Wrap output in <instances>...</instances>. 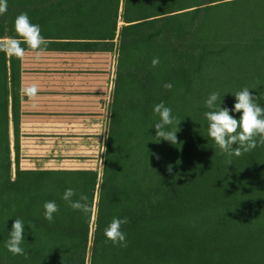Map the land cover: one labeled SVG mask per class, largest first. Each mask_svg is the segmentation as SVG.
Instances as JSON below:
<instances>
[{
  "label": "trees",
  "instance_id": "16d2710c",
  "mask_svg": "<svg viewBox=\"0 0 264 264\" xmlns=\"http://www.w3.org/2000/svg\"><path fill=\"white\" fill-rule=\"evenodd\" d=\"M16 4L7 0L0 38H19ZM63 8L99 10L102 30L71 38L104 43H112L120 15V53L142 46L125 75L144 94L136 103H145L133 112L126 147L117 140L123 129L110 126L100 177L94 168L21 169L20 66L0 51V264H264V143L257 136L239 156L221 152L207 136L203 104L215 91L231 109V92L249 87L264 106V0H65ZM161 101L180 119L176 144L154 140L152 108ZM66 188L73 201L87 196V212L61 199ZM50 200L58 205L52 222L42 214ZM17 217L25 223L23 255L4 246ZM113 217H127L124 246L104 235Z\"/></svg>",
  "mask_w": 264,
  "mask_h": 264
},
{
  "label": "rangeland",
  "instance_id": "374dc122",
  "mask_svg": "<svg viewBox=\"0 0 264 264\" xmlns=\"http://www.w3.org/2000/svg\"><path fill=\"white\" fill-rule=\"evenodd\" d=\"M85 13L88 14V11H84V16ZM99 13V10L92 12L94 15L91 21H86L84 17V34L102 30L98 19ZM187 20L183 16L180 21L185 23ZM124 23L119 15L117 31L112 43H84V48L98 49L84 51V117L78 116L81 114H72L70 121L56 123L64 124L65 128L20 129L17 158L21 169L94 168L98 170L100 177L110 126L115 125L123 129L117 136L118 143L122 144V147H126L132 140L131 128L137 122L133 112L144 106L145 102L136 103L135 99L137 97L143 99L144 94L140 93L135 80L127 77L125 72L141 53L142 46L131 45L120 53L119 29ZM106 47L107 49H104ZM78 67L82 66L72 65V68H76L72 71H80ZM101 128H106L107 136L102 132L97 134ZM9 134L10 176L13 179L17 158L13 148L11 122ZM103 147L104 151L99 152Z\"/></svg>",
  "mask_w": 264,
  "mask_h": 264
},
{
  "label": "crops",
  "instance_id": "0c3cea01",
  "mask_svg": "<svg viewBox=\"0 0 264 264\" xmlns=\"http://www.w3.org/2000/svg\"><path fill=\"white\" fill-rule=\"evenodd\" d=\"M16 3L15 15L26 12L47 41L37 50L21 45L25 54L18 58L19 129L65 128L64 124L56 123L70 121L72 114L84 117V51L98 50L84 49V43L100 42L71 38L74 36L71 33L84 37V17L92 19L94 14L88 11L84 16L83 11L64 9L65 0H16ZM36 3L46 7L34 9ZM56 5L58 8H53ZM72 65L82 67H78L80 71H72L76 69ZM31 84L37 86L34 97L23 91Z\"/></svg>",
  "mask_w": 264,
  "mask_h": 264
},
{
  "label": "clouds",
  "instance_id": "9594fccd",
  "mask_svg": "<svg viewBox=\"0 0 264 264\" xmlns=\"http://www.w3.org/2000/svg\"><path fill=\"white\" fill-rule=\"evenodd\" d=\"M7 9V0H0V15ZM13 28L19 38L11 37L0 40V51H4L9 56L22 58L25 54V49L21 47L23 42L29 48L37 50L41 45L46 44V39L40 35V27L38 24L31 23L26 12L19 13L13 21ZM158 63L157 58H153L151 64L155 66ZM165 88L171 89V83H165ZM249 87H244L236 92H231L234 95V103L231 109L221 107V94L213 91L210 92L203 101L204 107L208 109L204 112L207 121V136L210 137L219 150L228 156H239L241 152H247L256 147L259 137V142L264 143V106L256 102L255 96L249 92ZM26 95L34 97L37 93V86L31 84L23 89ZM153 113L158 117L151 125L155 129L154 140L163 139L176 144L177 138L175 133L178 131V121L172 115L171 109L164 104L163 101L156 103L152 108ZM239 112V116L230 114ZM173 125H175L173 127ZM103 133L106 135V128H101L97 134ZM235 146V147H234ZM101 149L99 152H103ZM98 152V153H99ZM231 161L226 163L229 164ZM168 171L171 167L168 166ZM74 190L66 188L61 195L64 200L73 209H78L81 212L88 211L87 196L81 194L79 200L73 201L72 197ZM43 217L45 220L52 222L54 213L58 211V205L55 201H45L43 204ZM127 223V217H113L107 227L104 229L105 237L114 245L119 244L124 246L125 233L121 226ZM24 222L17 217L13 220L8 235L5 241V248L13 255H23L24 248L21 247L24 241L23 233ZM29 227L30 224H28Z\"/></svg>",
  "mask_w": 264,
  "mask_h": 264
}]
</instances>
